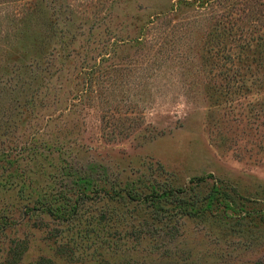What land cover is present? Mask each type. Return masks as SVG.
<instances>
[{
	"label": "rangeland",
	"instance_id": "1",
	"mask_svg": "<svg viewBox=\"0 0 264 264\" xmlns=\"http://www.w3.org/2000/svg\"><path fill=\"white\" fill-rule=\"evenodd\" d=\"M205 1L0 0V264H264V58L202 25ZM71 162L95 191L83 221L116 222L105 234L32 219L74 187ZM107 178L200 202L219 183L244 212L180 219L157 246L130 233L147 214L109 201Z\"/></svg>",
	"mask_w": 264,
	"mask_h": 264
},
{
	"label": "trees",
	"instance_id": "2",
	"mask_svg": "<svg viewBox=\"0 0 264 264\" xmlns=\"http://www.w3.org/2000/svg\"><path fill=\"white\" fill-rule=\"evenodd\" d=\"M202 25L219 30L220 37L226 41L232 39L234 41L231 42L233 43L232 50L236 49L238 53L256 51L264 58V0L205 1L202 5ZM223 48L229 52L232 51L225 45ZM66 171L69 172V181L74 184V187L67 191L62 201L50 200L48 197L37 200L33 209L35 216L32 219L42 221L45 218H52L55 230L60 226H65L78 237L92 232L105 234L107 229L111 230L115 221L102 218L83 221L85 204L81 200L83 198L79 197L95 193L89 187L90 170H85L80 166L75 167L71 162L67 164ZM207 180L208 177L191 179L190 184L197 186L206 183ZM102 182L106 189L101 191L105 193L109 201L122 205H134L145 211L147 214L145 220L131 225L130 233L142 239L153 240L157 246L162 241L168 243L176 238L177 224L180 219H195L213 215H222L229 219V216L234 217L244 212L241 195L235 189L219 185V183H213L207 195L200 202L192 200L186 192L174 189L167 182L138 179L127 181L122 185L121 183H109L111 182L109 178ZM71 194L78 195L74 203ZM120 226L122 230L125 229L123 225ZM113 249L115 251L112 255L114 254L123 262L131 259V255L118 254L117 246ZM95 254L106 255L102 244L95 248Z\"/></svg>",
	"mask_w": 264,
	"mask_h": 264
}]
</instances>
